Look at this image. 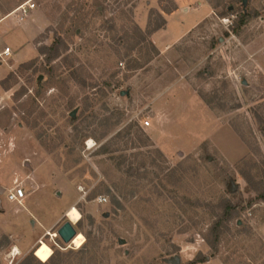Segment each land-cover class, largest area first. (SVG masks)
<instances>
[{
	"label": "rangeland",
	"instance_id": "374dc122",
	"mask_svg": "<svg viewBox=\"0 0 264 264\" xmlns=\"http://www.w3.org/2000/svg\"><path fill=\"white\" fill-rule=\"evenodd\" d=\"M32 2L0 56V264H264V0Z\"/></svg>",
	"mask_w": 264,
	"mask_h": 264
},
{
	"label": "crops",
	"instance_id": "0c3cea01",
	"mask_svg": "<svg viewBox=\"0 0 264 264\" xmlns=\"http://www.w3.org/2000/svg\"><path fill=\"white\" fill-rule=\"evenodd\" d=\"M28 1L29 0H27L25 2H22V4L26 3ZM32 1L33 0H30L29 2H32ZM31 11H33V9H31L30 12ZM29 13L27 15H24V16H21V14L19 13V19H16V20L11 21L9 23H7V21L9 20V17L12 14H14L13 10L10 13L0 17V31L3 34L2 35L3 39L6 38L10 34L9 28H12L13 32L16 34L15 37L13 36V40L14 41L12 43L8 41L11 44L12 47L13 46L16 47V50L12 52L11 48L8 46L10 48V54L13 53L12 55H13V59H14L15 62H21V61H23V60H25L27 58V57H24L23 52H26V50L28 48L24 44L20 43L18 38L22 39L23 36H24V39L28 37V39L30 40L43 28L42 25L40 26L37 23L38 19H40V18L39 17L37 18L36 15L33 16L34 14H31V16H30V18L28 20L25 19V17L28 16ZM42 23L45 24V21L42 20ZM33 30H34L35 33H32ZM36 30H39V31H36ZM29 40H26V41H29ZM6 72H7V70L3 69L2 73H1V76H4L6 74ZM26 197L27 196H25V198ZM25 198L21 202V204L14 203V202H9V201L6 200V198H5V200H6V202L8 204L14 205V207H13L14 211H17V212L18 211L19 212L20 211L21 212L26 211L27 213H30V212H32L31 208H30V204H29V203H31V201H29V199H27L25 201ZM19 205H21V206H19Z\"/></svg>",
	"mask_w": 264,
	"mask_h": 264
},
{
	"label": "built area",
	"instance_id": "2783aa9c",
	"mask_svg": "<svg viewBox=\"0 0 264 264\" xmlns=\"http://www.w3.org/2000/svg\"><path fill=\"white\" fill-rule=\"evenodd\" d=\"M29 1L24 3V4H19L16 7V11H18L21 14V16L27 15L28 11L33 9V7L35 6L34 2H29ZM9 54H10V48L8 46L0 51V56L9 55ZM148 124H149L148 121H144V126H147ZM25 196H26L25 190L23 189V187H21L19 185H15V186L5 190V198L9 202L21 204V202L24 200ZM99 201L103 202V201H105V198L99 197Z\"/></svg>",
	"mask_w": 264,
	"mask_h": 264
},
{
	"label": "trees",
	"instance_id": "16d2710c",
	"mask_svg": "<svg viewBox=\"0 0 264 264\" xmlns=\"http://www.w3.org/2000/svg\"><path fill=\"white\" fill-rule=\"evenodd\" d=\"M244 17H245L244 15H241V18L239 19L238 22H236V25H235L234 27H232V30H233V31L237 32V31H238V28H239L240 26H242V24L245 23V19H244ZM54 52H55V54H56V52H57V48H56V47H55ZM229 214H230V213H228L227 210H226L225 216H230ZM219 226H220L219 222H215V223L213 224V226H212V229H211V232H213V233L215 234V237H216V238L218 237V234H219V232H220ZM81 242L83 243V240H82ZM208 242H209V244H210L211 247H215V243H214L213 241H212V242L208 241ZM82 243H81V244H82ZM41 246H42V242L39 241V244L34 248L33 253H34V255H35L40 261H43V262H44V261H46L47 259H49V257L51 256L52 250H51V248L48 246V247H49V250H50L49 255H48V257H47L45 260H42V259H40V258L36 255L37 250H38ZM202 261H203L202 259L194 258V259L190 260L187 264H195V263H197V262H202Z\"/></svg>",
	"mask_w": 264,
	"mask_h": 264
},
{
	"label": "water",
	"instance_id": "95a60500",
	"mask_svg": "<svg viewBox=\"0 0 264 264\" xmlns=\"http://www.w3.org/2000/svg\"><path fill=\"white\" fill-rule=\"evenodd\" d=\"M242 4H243V6H245L246 0H242ZM74 114H75V109L73 111H71L70 116L74 117ZM234 188H235V185H232L231 190H234ZM104 216L106 217V216H108V214L105 213ZM56 233L63 242L67 243L75 236L76 230H75L73 224L69 220H67V221H64L62 223V225L57 229ZM173 260H175V259H173ZM177 260H178V258H177Z\"/></svg>",
	"mask_w": 264,
	"mask_h": 264
},
{
	"label": "bare ground",
	"instance_id": "6f19581e",
	"mask_svg": "<svg viewBox=\"0 0 264 264\" xmlns=\"http://www.w3.org/2000/svg\"><path fill=\"white\" fill-rule=\"evenodd\" d=\"M66 216L70 219H68L72 224L73 223H75V222H77L78 221V219H79V217H80V215H79V213L77 212V210H76V208H75V206L74 205H71V206H69V208H68V210L66 211ZM77 234V233H76ZM75 234V235H76ZM74 239L73 240H71V242L73 241V242H78L79 240H80V236L78 235V236H75V237H73Z\"/></svg>",
	"mask_w": 264,
	"mask_h": 264
}]
</instances>
